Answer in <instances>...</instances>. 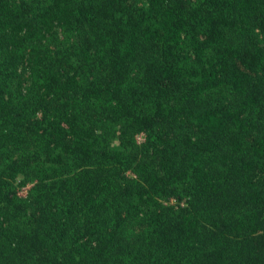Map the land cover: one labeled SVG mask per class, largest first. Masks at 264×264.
Listing matches in <instances>:
<instances>
[{
	"label": "trees",
	"instance_id": "1",
	"mask_svg": "<svg viewBox=\"0 0 264 264\" xmlns=\"http://www.w3.org/2000/svg\"><path fill=\"white\" fill-rule=\"evenodd\" d=\"M0 264H264V0H0Z\"/></svg>",
	"mask_w": 264,
	"mask_h": 264
},
{
	"label": "rangeland",
	"instance_id": "2",
	"mask_svg": "<svg viewBox=\"0 0 264 264\" xmlns=\"http://www.w3.org/2000/svg\"><path fill=\"white\" fill-rule=\"evenodd\" d=\"M21 193L25 194V193H26V189H25V188L22 189V190H21Z\"/></svg>",
	"mask_w": 264,
	"mask_h": 264
}]
</instances>
